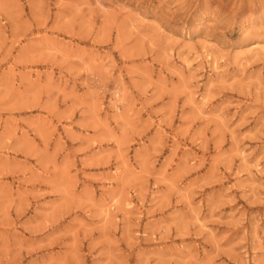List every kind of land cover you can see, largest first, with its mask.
Returning <instances> with one entry per match:
<instances>
[{
	"label": "rangeland",
	"instance_id": "1",
	"mask_svg": "<svg viewBox=\"0 0 264 264\" xmlns=\"http://www.w3.org/2000/svg\"><path fill=\"white\" fill-rule=\"evenodd\" d=\"M0 264H264V0H0Z\"/></svg>",
	"mask_w": 264,
	"mask_h": 264
},
{
	"label": "bare ground",
	"instance_id": "2",
	"mask_svg": "<svg viewBox=\"0 0 264 264\" xmlns=\"http://www.w3.org/2000/svg\"><path fill=\"white\" fill-rule=\"evenodd\" d=\"M261 45H259L258 43L256 44V45H253V46H251L250 48H256V47H260ZM250 52V51H249ZM207 53V52H206ZM251 53V52H250ZM253 53V52H252ZM242 54V53H241ZM240 56V55H239ZM245 56H247V55H245ZM206 57V56H205ZM241 58V57H240ZM214 62V61H213ZM242 62V61H241ZM217 68V67H216ZM248 159V158H247ZM249 161V160H248ZM257 162V161H256ZM244 165H246V164H244ZM261 167V166H260ZM127 207H128V205H127ZM130 208H132V206L130 207Z\"/></svg>",
	"mask_w": 264,
	"mask_h": 264
}]
</instances>
